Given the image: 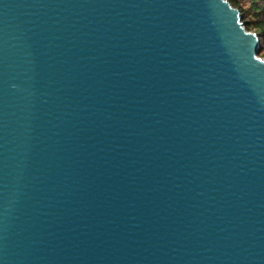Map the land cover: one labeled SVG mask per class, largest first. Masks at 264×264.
Here are the masks:
<instances>
[{
  "label": "water",
  "instance_id": "95a60500",
  "mask_svg": "<svg viewBox=\"0 0 264 264\" xmlns=\"http://www.w3.org/2000/svg\"><path fill=\"white\" fill-rule=\"evenodd\" d=\"M226 0H0V264H264V59Z\"/></svg>",
  "mask_w": 264,
  "mask_h": 264
},
{
  "label": "trees",
  "instance_id": "16d2710c",
  "mask_svg": "<svg viewBox=\"0 0 264 264\" xmlns=\"http://www.w3.org/2000/svg\"><path fill=\"white\" fill-rule=\"evenodd\" d=\"M239 10L245 30L260 37L259 57L264 59V0H226Z\"/></svg>",
  "mask_w": 264,
  "mask_h": 264
}]
</instances>
